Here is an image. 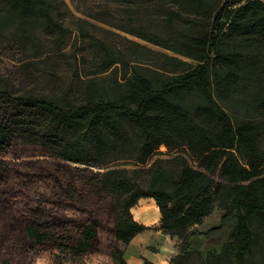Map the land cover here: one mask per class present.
Returning <instances> with one entry per match:
<instances>
[{
  "label": "trees",
  "instance_id": "trees-1",
  "mask_svg": "<svg viewBox=\"0 0 264 264\" xmlns=\"http://www.w3.org/2000/svg\"><path fill=\"white\" fill-rule=\"evenodd\" d=\"M108 1L156 5L167 26L185 32L168 39L137 37L196 65L166 57L167 67L145 74L138 61L93 45L87 76L120 64L121 83L112 93L93 80L85 81L75 100L0 85V171H7L2 158L17 144L39 145L53 161L35 163L33 176L51 188L37 194L22 215L21 249L51 248L53 264H76L95 252L99 231L107 226L108 258L126 264L121 246L148 229L131 209L140 199H152L160 216L157 230L179 241L170 264H249L255 252L264 264V86L241 118L233 120L217 102L223 100L218 92L231 94L251 82L248 63L221 52L225 41L242 39L264 57V1ZM64 7L62 0H0V55L10 44L36 51L32 33L53 37L61 31L55 19ZM129 145L140 164L164 146L170 153L186 152L195 167L173 157L179 163L175 180L159 160L146 169H109L111 153ZM61 163L76 166L67 167V174ZM216 201L222 211L218 224L198 229Z\"/></svg>",
  "mask_w": 264,
  "mask_h": 264
},
{
  "label": "rangeland",
  "instance_id": "rangeland-1",
  "mask_svg": "<svg viewBox=\"0 0 264 264\" xmlns=\"http://www.w3.org/2000/svg\"><path fill=\"white\" fill-rule=\"evenodd\" d=\"M62 1L65 7L56 14L55 19V25L58 26L60 22L61 31H55L53 37L33 32V42L37 45V50L34 52L30 50L24 52L18 45L10 44L9 49L0 55V85L7 84L15 92L25 91L34 95L75 100L82 92L85 81L93 80L100 88L112 93L111 91L117 88V83H121L120 64L104 74L87 76L92 71L93 45H105L121 59L126 57L130 62L138 61L141 71L145 74L149 73L148 69L154 67H167L166 57L196 65L137 37V34L146 33L168 39L185 32L179 25L167 26L163 12L154 4L136 3L132 6H124L108 0ZM24 46H27V49L31 48L27 44ZM228 51L236 53L241 61L248 63L247 70L251 72L250 83L245 80L231 94H226V89L218 92L223 100L216 98L217 102L235 120L246 115L245 107L264 86V57L255 45H249L242 39L233 38L225 41L221 45V52ZM34 56L37 58H32ZM226 95L229 98L227 104ZM192 102L193 100L189 104ZM177 155L184 158L189 166L195 167L186 152L179 150L170 153L164 146L159 147L155 155L146 163L140 164L135 160L133 145L111 153L107 167L132 171L146 169L155 160H159L166 170L167 178L175 180L179 163L171 160ZM2 159L7 162L8 168L7 171H0V264H53L55 253L51 248H45L40 252L21 249L22 215L37 194L47 193L51 188L49 183L33 176L37 175L35 169L39 166L35 163L46 160L51 164L53 161L41 146L34 144H17ZM62 166L67 173L69 167L76 165L61 163ZM93 170L102 172V170ZM210 177L217 180L215 175ZM136 212L138 207L131 209L133 219L137 217ZM67 214L75 213L67 211ZM221 215L222 211L218 209L216 201L210 215L198 229L205 230L217 225ZM155 225L156 223L147 229L146 235L151 240L160 237L156 236L158 227ZM104 227L99 231L95 252L86 255L76 264H112L108 258L111 234L107 226ZM155 243L160 244L159 246L163 245L158 241ZM121 248L125 261L130 260L132 257L126 254L127 246ZM171 248V253L178 252L177 239L173 240ZM133 256H136V253ZM171 256L173 255L169 254V258ZM262 259V255L255 252L249 264H262ZM138 260H141V256ZM65 264L72 263L67 261Z\"/></svg>",
  "mask_w": 264,
  "mask_h": 264
},
{
  "label": "crops",
  "instance_id": "crops-1",
  "mask_svg": "<svg viewBox=\"0 0 264 264\" xmlns=\"http://www.w3.org/2000/svg\"><path fill=\"white\" fill-rule=\"evenodd\" d=\"M143 206H149L151 210L148 212L141 211ZM135 207H138L139 217L134 218V220L147 228L154 225L158 227L159 218L155 204L152 199H140ZM148 230L136 235L127 245V252L130 257V260L126 259V264H144L143 259L147 260L151 264H170L169 263V254H176V252L171 253V246L173 245V240L175 238L169 237L167 235H163L159 230H156L157 240H151L147 234ZM163 244L159 246L155 242ZM136 251V252H135ZM132 252L136 253V256L132 254ZM132 255V256H131ZM141 256V260H138V257Z\"/></svg>",
  "mask_w": 264,
  "mask_h": 264
},
{
  "label": "bare ground",
  "instance_id": "bare-ground-1",
  "mask_svg": "<svg viewBox=\"0 0 264 264\" xmlns=\"http://www.w3.org/2000/svg\"><path fill=\"white\" fill-rule=\"evenodd\" d=\"M155 211H156V213H157V215H158V217H159V212H158V209L155 207ZM151 210V208L149 207V206H143L142 208H141V211H143V212H146V211H150ZM139 212H136V216L137 217H139Z\"/></svg>",
  "mask_w": 264,
  "mask_h": 264
},
{
  "label": "built area",
  "instance_id": "built-area-1",
  "mask_svg": "<svg viewBox=\"0 0 264 264\" xmlns=\"http://www.w3.org/2000/svg\"><path fill=\"white\" fill-rule=\"evenodd\" d=\"M261 1H264V0H261Z\"/></svg>",
  "mask_w": 264,
  "mask_h": 264
}]
</instances>
